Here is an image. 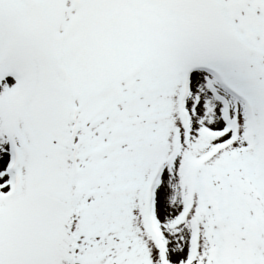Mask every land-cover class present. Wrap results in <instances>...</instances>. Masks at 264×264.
Segmentation results:
<instances>
[{"label":"snow or ice","instance_id":"snow-or-ice-1","mask_svg":"<svg viewBox=\"0 0 264 264\" xmlns=\"http://www.w3.org/2000/svg\"><path fill=\"white\" fill-rule=\"evenodd\" d=\"M0 264H264V0H0Z\"/></svg>","mask_w":264,"mask_h":264}]
</instances>
